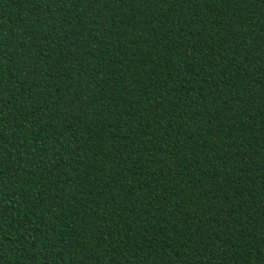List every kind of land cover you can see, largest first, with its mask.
I'll use <instances>...</instances> for the list:
<instances>
[{"label": "trees", "instance_id": "trees-1", "mask_svg": "<svg viewBox=\"0 0 264 264\" xmlns=\"http://www.w3.org/2000/svg\"><path fill=\"white\" fill-rule=\"evenodd\" d=\"M0 264H264V0H0Z\"/></svg>", "mask_w": 264, "mask_h": 264}]
</instances>
